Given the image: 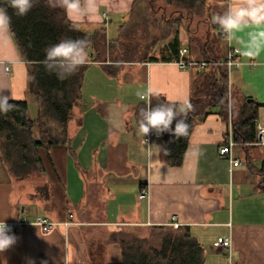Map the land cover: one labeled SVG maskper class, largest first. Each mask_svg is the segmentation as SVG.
<instances>
[{"label": "crops", "instance_id": "1", "mask_svg": "<svg viewBox=\"0 0 264 264\" xmlns=\"http://www.w3.org/2000/svg\"><path fill=\"white\" fill-rule=\"evenodd\" d=\"M142 1L131 0L129 6L127 0H109L100 9L104 18L98 23L72 22L66 15L95 35L87 49L81 99L68 129L69 147L80 170L66 144H52L37 149L44 174L17 181L0 153V221L17 237L14 245L0 252V264H89L88 244L94 233L107 235L134 226L187 228L202 247L203 264H264V42L258 55L248 56L249 33L255 28H245L229 41L213 23L223 48L195 46L190 29L183 25V14L194 9L166 0H152L164 3L152 7V34L149 28L137 34L132 17L142 14ZM209 1L223 6V12L230 3ZM125 39L141 43L133 51L139 52L138 57H126V47L112 53L110 44ZM231 47L240 53L238 63L227 69V84L258 104L256 138L244 144L236 141L233 149V157L241 163L232 166L218 152L232 127L230 96L224 116L221 105L215 104L196 117L181 165L161 161L158 139L153 135L146 143V136L139 134V110L147 100L140 95L151 87L165 101L190 100L199 71L180 67L179 61L222 62ZM0 61V88L15 97L10 100H26L34 117L37 105L28 91L29 63L14 37L11 45L0 46ZM196 147L203 149L198 158L192 155ZM43 185L45 196L35 190ZM144 185L148 195L140 198ZM39 216L55 226L42 230L34 224ZM219 237L228 238L227 249L215 245Z\"/></svg>", "mask_w": 264, "mask_h": 264}, {"label": "trees", "instance_id": "2", "mask_svg": "<svg viewBox=\"0 0 264 264\" xmlns=\"http://www.w3.org/2000/svg\"><path fill=\"white\" fill-rule=\"evenodd\" d=\"M166 1L191 10L204 0ZM0 6L7 7L16 46L24 61L29 63L28 91L37 105V113L31 117L26 100H10L16 105V110L7 115L0 114V153L3 163L14 180L42 176L44 166L38 147L47 149L52 144H66L80 170L76 154L69 147L68 129L74 108L81 99L86 65L67 79L60 80L55 73L46 71L41 61L45 57V48L61 39L86 38L89 48L94 43L95 35L86 33L70 22L62 8L49 7L47 0H35L34 6L25 16L15 15V10L8 6L7 0H0ZM101 31L105 32L104 29ZM111 51L113 53V49ZM227 74V68L221 65L197 73L193 95L189 100L193 105L187 119L189 135L196 117L205 114L211 106L220 104L224 116L230 96L233 138L242 144L252 142L256 138L254 122L258 104L236 89L230 92ZM164 102L162 96L159 100L152 99L153 105ZM189 135L176 140L171 133L160 134L156 142L160 160L170 166L181 165ZM35 190L41 196L46 195V185L36 186ZM39 194L34 195V198ZM149 229L147 235L126 230L109 232L105 242L99 244L103 249L118 246L119 257L116 260L106 259L104 253L95 248L98 239L89 240V264H203L202 247L190 236L187 228L151 226Z\"/></svg>", "mask_w": 264, "mask_h": 264}, {"label": "clouds", "instance_id": "3", "mask_svg": "<svg viewBox=\"0 0 264 264\" xmlns=\"http://www.w3.org/2000/svg\"><path fill=\"white\" fill-rule=\"evenodd\" d=\"M34 2L35 0H7L8 6L15 10L17 16L27 15ZM108 2L109 0H47L49 7L62 8L72 22H83L87 19L97 23L103 20L100 9L106 7ZM127 3L130 6L131 0H127ZM211 22L220 27L229 41L245 28H255L256 31L249 33L247 55L254 57L259 54L261 43L264 42V0H230L223 14L214 15ZM13 37L11 16L7 7L0 6V46L11 45ZM88 46L89 41L86 38L61 39L45 48V57L41 63L46 71L55 73L58 79H67L89 63ZM162 95L158 89L151 87L140 95L142 100H147L145 106L139 110V134L145 137L150 133L159 136L168 132L176 140L187 137L190 130L187 123L188 113L193 105L187 99H168L164 103L153 105L152 99L159 100ZM10 99L15 97L4 94V89L0 88V114L7 115L16 110V105L10 103ZM192 155L198 158L203 155V149L194 148ZM16 239L11 234L10 226L0 221V252L14 245Z\"/></svg>", "mask_w": 264, "mask_h": 264}, {"label": "rangeland", "instance_id": "4", "mask_svg": "<svg viewBox=\"0 0 264 264\" xmlns=\"http://www.w3.org/2000/svg\"><path fill=\"white\" fill-rule=\"evenodd\" d=\"M209 0L205 1V5L202 6V4L196 5L194 9V13H189L188 16L183 14V25L186 28H189L191 31V34H189L190 38L192 39V44L201 46L202 44L206 46L208 49H214L218 48L219 46L222 47L223 40L221 39L220 35L218 34V29H215L213 26V23L211 22L212 17L216 14H223V6H215L208 3ZM210 2V1H209ZM159 4H164L161 1L156 2L152 4V0H143L142 4H140V12L142 14L134 15L132 20H135L134 26H138L139 28L136 29L137 34L141 35V32H145L146 29H148V34H152V7L157 8ZM146 12V15L144 16ZM149 14V15H148ZM169 15V13L166 12L165 15ZM161 13H157V17L160 16ZM144 17V18H143ZM138 35V37L140 36ZM144 35H142L143 37ZM146 36V35H145ZM144 36V37H145ZM141 37V36H140ZM143 37V38H144ZM117 41L116 43L113 42L110 44L111 49L116 48H122L126 47L128 50V53L125 54L126 57H138L139 52H133L136 50V47H142L141 41H139V44L133 43V40H124V42ZM136 42V41H135ZM127 43V44H126ZM223 48V47H222ZM117 53V52H115ZM141 54L144 53L143 49L140 51ZM117 55V54H115ZM228 85V90H230V86ZM231 92V90H230ZM203 93H201L202 95ZM236 147V146H235ZM127 232L130 233H136L138 235H147L150 232L149 227H139L134 226L131 228H124ZM95 236V239H98V243L96 244L95 248H99L100 251L104 253V257L108 260H116L119 257V248L116 245H112L108 248L103 249L102 246L100 247V242H105L106 235L105 233L100 234V230H98L97 233L93 234ZM94 236H91V238L94 239ZM97 237V238H96Z\"/></svg>", "mask_w": 264, "mask_h": 264}, {"label": "built area", "instance_id": "5", "mask_svg": "<svg viewBox=\"0 0 264 264\" xmlns=\"http://www.w3.org/2000/svg\"><path fill=\"white\" fill-rule=\"evenodd\" d=\"M186 50H183L180 55H183V53ZM240 51L238 48H229L226 53L225 60L222 62L215 61V60H202V61H185V60H180L179 65L180 67L186 68L189 66L195 67L198 71H206L209 67L211 66H218V65H223L225 67L230 68L231 66L235 65L238 63V55ZM155 136L158 138V136L154 133H150L145 137L146 143L149 142L151 136ZM237 142L233 138V130L231 125L229 126L227 133H226V138L224 141V144L219 148L218 152L221 156L227 157V159L230 161L232 166H237L241 162L238 159H235L233 157V149ZM148 195V186L144 185L142 186L140 192H139V197L140 198H145ZM35 225L39 226L42 230L44 231H50L54 226L55 223L52 221L47 220L44 217H37V219L34 222ZM174 227H177L176 223H173ZM216 246L221 247V248H228L229 247V240L226 237H219L217 238V241L215 243ZM237 264V263H235Z\"/></svg>", "mask_w": 264, "mask_h": 264}]
</instances>
